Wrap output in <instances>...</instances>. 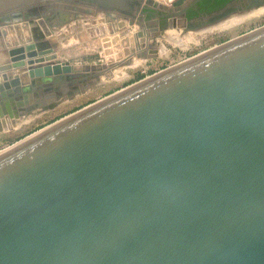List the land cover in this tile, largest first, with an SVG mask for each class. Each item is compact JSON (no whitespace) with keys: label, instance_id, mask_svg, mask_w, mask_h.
Segmentation results:
<instances>
[{"label":"water","instance_id":"obj_1","mask_svg":"<svg viewBox=\"0 0 264 264\" xmlns=\"http://www.w3.org/2000/svg\"><path fill=\"white\" fill-rule=\"evenodd\" d=\"M186 1L0 0V118L84 94L133 56L157 57L140 47L151 22L157 33L196 29L264 4L232 2L193 26L180 20L200 0ZM77 10L93 12L87 33L105 62L74 66L39 49L35 27L49 37ZM24 139L0 152V264H264V26Z\"/></svg>","mask_w":264,"mask_h":264},{"label":"rangeland","instance_id":"obj_2","mask_svg":"<svg viewBox=\"0 0 264 264\" xmlns=\"http://www.w3.org/2000/svg\"><path fill=\"white\" fill-rule=\"evenodd\" d=\"M93 16L91 11H76L73 17L68 21H62L54 30L55 33L46 37L39 27H35V31L39 36V49L51 47L58 53V59L55 62L69 61L74 66H83L86 64H100L105 62L103 48L99 38L92 39L87 33L90 26L89 19ZM119 29L126 26L129 35L133 36L141 32L138 25L129 26L128 22L118 20ZM264 26V12L247 19L241 23L234 24L224 30H214L212 32L198 33L189 30L192 38L185 39L184 47L168 42L161 34L156 38L168 48V54L163 57H154L136 67L119 66L118 76L120 78H108L102 76L100 80L90 88L87 93L77 94L70 100L53 102L54 107L43 111L39 116L31 117L28 121L20 124L22 119L0 118V150L7 148L17 141L24 139L32 133L54 123L55 121L70 115L96 101H99L114 92L121 90L133 83H136L145 77L153 75L173 65L179 64L188 58L195 56L201 52L213 48L231 39L237 38L243 34L251 32ZM183 30V29H181ZM147 31L151 35L158 34L156 32L155 22H151ZM138 38V37H137ZM136 38V39H137ZM140 38V37H139ZM138 40V39H137ZM144 44V43H143ZM142 44V45H143ZM134 46V45H133ZM134 48V47H133ZM135 57V56H134ZM7 47L4 44L0 32V61L8 60ZM132 58L127 60L129 62ZM2 64V63H1ZM2 75L0 73V82ZM11 124H20L17 128L7 129L5 126Z\"/></svg>","mask_w":264,"mask_h":264},{"label":"bare ground","instance_id":"obj_3","mask_svg":"<svg viewBox=\"0 0 264 264\" xmlns=\"http://www.w3.org/2000/svg\"><path fill=\"white\" fill-rule=\"evenodd\" d=\"M262 12H264V4L262 5H259V6H255V7H250L249 9L247 10H243V11H235L233 13H231L230 15L222 18L221 20L215 22V23H212L210 25H206L204 27H201V28H198L196 30H192V31H195V32H198V33H203V32H212L214 30H224L234 24H237V23H241L243 21H246L247 19L249 18H252L254 16H257L259 14H261ZM173 28V27H171ZM177 28H184L182 26L180 27H177ZM168 29V28H167ZM174 30H171V31H167L166 33H164V36H163V39H165L166 41L168 42H172L176 45H180V47H184L185 45V39L187 40H191L192 36L190 34L189 31H183V30H180V29H175L173 28ZM165 31V30H164ZM159 32L158 34H155L153 36L150 37V39L146 42V44L144 43L143 45L141 44V48H143L144 46H146L147 49H150V48H156L158 53H157V57H163L165 55L168 54V48L166 47V45H164L163 43H161L159 40H156V38L159 36ZM210 49V48H209ZM132 59L129 61V62H125L124 65L122 66H132V67H136L138 65H142L144 64L146 61H148L147 58L145 57H141V58H137V57H131ZM120 69L119 66L113 68L108 74H107V77L108 78H120V76H118V70ZM66 101V99H65ZM59 103V102H58ZM55 104H52L51 106L49 107H46L44 109H41V110H38L36 112H34L32 115L30 116H27V117H24L22 118V120L20 121V124H23L24 122L28 121L29 118L35 116H39L43 111H46V110H49L51 108L54 107ZM20 124H11L8 126H5V128L7 129H13V128H17ZM25 140V139H24ZM23 141V140H22ZM19 142L21 141H17L16 143H14L13 145L7 147V148H4L2 150H0V152L18 144Z\"/></svg>","mask_w":264,"mask_h":264},{"label":"flooded vegetation","instance_id":"obj_4","mask_svg":"<svg viewBox=\"0 0 264 264\" xmlns=\"http://www.w3.org/2000/svg\"><path fill=\"white\" fill-rule=\"evenodd\" d=\"M191 1V0H190ZM190 1H186L185 3H181V5H188L191 2ZM260 2L261 0H229L222 8L220 9H215L214 10V6H213V2H207L205 0H200L198 1L195 5L189 7L186 11V13L184 14V18L183 20H180L182 24H188V25H200L204 22L205 18H207L208 16H210L213 13H216L217 11H220L222 9H224L226 6H228L229 4H231L232 2H236L239 3V5L245 6L250 4V2ZM213 9V10H212ZM147 15H146V19L147 20H152L154 18H156V14H158L160 16L159 18V27H165L169 22V19L166 17H161V15H163L165 12L163 10H157V11H150V10H146ZM221 20V19H220ZM219 21V20H218ZM217 21H213L210 23H206L201 27H204L206 25H210L212 23H215ZM175 29H183V31H189V30H196L193 28H177L175 27ZM174 30L173 28H168L165 31L161 32V37L164 36V33H166L167 31H171ZM151 49V48H150Z\"/></svg>","mask_w":264,"mask_h":264},{"label":"trees","instance_id":"obj_5","mask_svg":"<svg viewBox=\"0 0 264 264\" xmlns=\"http://www.w3.org/2000/svg\"><path fill=\"white\" fill-rule=\"evenodd\" d=\"M205 1L213 2V6H214V10H215V9L222 8L229 0H205Z\"/></svg>","mask_w":264,"mask_h":264},{"label":"crops","instance_id":"obj_6","mask_svg":"<svg viewBox=\"0 0 264 264\" xmlns=\"http://www.w3.org/2000/svg\"><path fill=\"white\" fill-rule=\"evenodd\" d=\"M3 61H4V60L0 61V64H1V63H4ZM119 76H120V75H119ZM89 89H90V88H89ZM89 89H88V90H89ZM88 90H87L85 93H87V92H88Z\"/></svg>","mask_w":264,"mask_h":264}]
</instances>
